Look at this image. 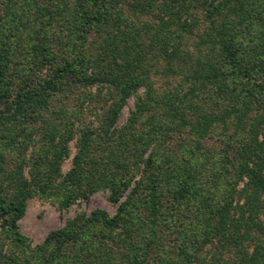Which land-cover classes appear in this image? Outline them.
I'll list each match as a JSON object with an SVG mask.
<instances>
[{
    "label": "trees",
    "instance_id": "obj_1",
    "mask_svg": "<svg viewBox=\"0 0 264 264\" xmlns=\"http://www.w3.org/2000/svg\"><path fill=\"white\" fill-rule=\"evenodd\" d=\"M0 264H264V0H0Z\"/></svg>",
    "mask_w": 264,
    "mask_h": 264
},
{
    "label": "rangeland",
    "instance_id": "obj_2",
    "mask_svg": "<svg viewBox=\"0 0 264 264\" xmlns=\"http://www.w3.org/2000/svg\"><path fill=\"white\" fill-rule=\"evenodd\" d=\"M85 90L86 93H88V96H94L95 98L97 94H99L100 87L97 85L88 87L85 86ZM106 90L107 89H104L103 92H100L101 97L106 96ZM139 92L142 91L140 90ZM135 102L136 94L134 93L128 98L127 104L123 107L120 113L117 122L119 126L123 125V123L127 120L130 112L135 108ZM103 103V99H100L99 101H92L90 99V101L85 102V106L92 107V105H95L99 116L103 112V109L101 108ZM86 113L88 114V121L95 125L99 124L96 120H94L95 116L94 114H90L89 109L86 110ZM75 143V140L70 143L72 156L76 151ZM212 144L215 143L212 141ZM72 156L63 162V173H66L72 167ZM97 208L104 209L111 215H114L117 212L118 204L111 201L110 193L105 189L92 193L87 199L80 200L66 209H61L58 202H54L53 200L43 199L41 197H30L27 200L26 212L19 220V225L22 232L31 239L33 245H36L41 243L51 231L65 226L69 218H73L76 214L83 211L90 213L92 210Z\"/></svg>",
    "mask_w": 264,
    "mask_h": 264
}]
</instances>
